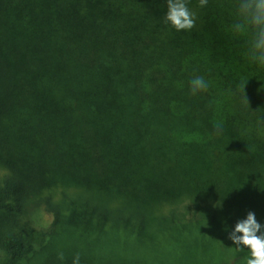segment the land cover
Masks as SVG:
<instances>
[{"label": "trees", "instance_id": "obj_1", "mask_svg": "<svg viewBox=\"0 0 264 264\" xmlns=\"http://www.w3.org/2000/svg\"><path fill=\"white\" fill-rule=\"evenodd\" d=\"M237 2L190 0L176 31L167 0H0V264L35 258L32 232L68 235L72 259L45 264H148L156 239L249 254L228 231L249 210L264 224V66Z\"/></svg>", "mask_w": 264, "mask_h": 264}, {"label": "clouds", "instance_id": "obj_2", "mask_svg": "<svg viewBox=\"0 0 264 264\" xmlns=\"http://www.w3.org/2000/svg\"><path fill=\"white\" fill-rule=\"evenodd\" d=\"M190 0H167L168 10L164 23L170 24L176 31H190L195 27L198 13L189 7ZM208 0H198V6L203 8ZM237 20L231 25V30L238 34H247L252 30L247 55L252 62L264 66V0H238L236 5ZM193 95L207 91L208 81L203 76H195L190 81ZM247 103V100L244 101ZM217 136L222 134V126L214 125ZM228 239L237 249L247 248L249 254L239 259L238 264H264V224L259 222L254 211L249 210L245 218L239 219L228 231ZM57 258L64 261L63 251L57 252ZM72 264H81L80 253H76ZM232 264V261H229Z\"/></svg>", "mask_w": 264, "mask_h": 264}, {"label": "rangeland", "instance_id": "obj_3", "mask_svg": "<svg viewBox=\"0 0 264 264\" xmlns=\"http://www.w3.org/2000/svg\"><path fill=\"white\" fill-rule=\"evenodd\" d=\"M39 217H41V221L38 220V223H40L42 226L37 225L38 227H43V226H47L44 223V216L43 213L41 212V214L39 215ZM44 222V223H43ZM66 229L68 230V228H61V232H63L64 234L66 233ZM60 236H57L55 234H40V233H36V232H32V234H29L30 240L33 239V241L39 245V249L40 252L36 253L35 255H37L35 258L33 257L32 259H30L28 261V264H45V260L48 259L49 257L52 259H56L57 261H59L60 263H65V261H60L57 258V252L58 251H63L65 258L67 259H72L70 252L67 251V248L64 249V247H62V245L64 244L66 247L68 246V235L65 236L63 234H58ZM65 236V238H64ZM121 234L117 233V235L114 236V240H109L108 245H107V252L108 255H110L111 253L115 254L118 252H123L126 250L127 248V244L125 242L124 239L120 238ZM57 238H61V242L59 243V250L57 251L56 248H54V244ZM146 236H145V240H146ZM1 243V240H0ZM146 243V245L144 246V249L141 252V255L139 253V257L141 259H143L145 262H147L148 264H218L219 262V257L217 255L216 252V248L214 246H208L209 243L203 244L198 243V244H194L191 243L189 245L188 250L183 249V252L180 253L178 252L177 249L173 248L172 246H166V249L170 252L171 250V254L170 256H167L164 254L166 252L165 249L162 247L161 242L159 241V239L153 240V241H149V242H143ZM213 244V242H212ZM129 250H133V246L129 247ZM135 252V251H134ZM129 253V251H128ZM5 255L4 249L1 247L0 244V260L1 258ZM134 253L131 254V256H133Z\"/></svg>", "mask_w": 264, "mask_h": 264}]
</instances>
